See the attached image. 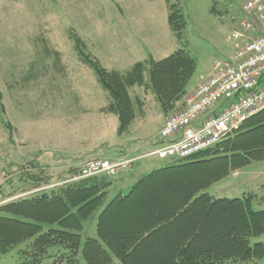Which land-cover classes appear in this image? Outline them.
Returning a JSON list of instances; mask_svg holds the SVG:
<instances>
[{
	"label": "rangeland",
	"instance_id": "374dc122",
	"mask_svg": "<svg viewBox=\"0 0 264 264\" xmlns=\"http://www.w3.org/2000/svg\"><path fill=\"white\" fill-rule=\"evenodd\" d=\"M169 1L184 15L176 49L184 47L196 59V72L169 112L152 89L132 86L136 118L119 134L118 117L103 111L110 101L108 92L80 60L74 36L106 68L127 73L138 55L124 63L121 45L136 42L141 49L150 35H160L167 16L169 21L167 0H0V90L5 106L0 107V207L72 180L83 159L131 160L125 170L111 175L114 181L123 177L129 183L174 162L172 157L147 154L162 144L163 121L185 106L191 91L211 75L214 63L234 56L232 28L240 23L247 0ZM233 16L235 22L230 20ZM150 58L154 57L146 60ZM193 83L197 86L189 89ZM30 161L39 162L50 180H33L29 172L37 169ZM116 190H111V198ZM207 191L215 197L251 195L255 208L264 209V159L233 169ZM93 225L92 220L86 222L84 237L96 235ZM257 242H264V234L252 238ZM21 248L0 256V264H21ZM233 264H264V258Z\"/></svg>",
	"mask_w": 264,
	"mask_h": 264
},
{
	"label": "trees",
	"instance_id": "16d2710c",
	"mask_svg": "<svg viewBox=\"0 0 264 264\" xmlns=\"http://www.w3.org/2000/svg\"><path fill=\"white\" fill-rule=\"evenodd\" d=\"M169 24L180 40L183 13L167 0ZM182 40V39H181ZM80 60L108 92L103 108L118 117V133L136 118L132 86L152 89L165 112L187 92L197 68L184 48L161 60L137 62L123 73L106 68L74 36ZM148 76V77H147ZM0 90V107L5 110ZM139 102V101H138ZM11 128V125H8ZM264 159V110L215 146L156 168L131 189L110 197L114 180L101 174L65 180L50 190L6 202L0 207V256L17 246L21 264H233L264 258V209L252 196L215 197L207 189L230 171ZM35 181L50 180L39 162L30 161ZM94 221L96 235L85 236ZM45 260H50L46 262Z\"/></svg>",
	"mask_w": 264,
	"mask_h": 264
},
{
	"label": "built area",
	"instance_id": "2783aa9c",
	"mask_svg": "<svg viewBox=\"0 0 264 264\" xmlns=\"http://www.w3.org/2000/svg\"><path fill=\"white\" fill-rule=\"evenodd\" d=\"M239 20L232 28L234 56L214 63L211 75L191 91L185 106L166 119L159 132L162 144L147 155L188 158L234 135L264 110V0H247ZM130 162L94 158L72 180L115 175Z\"/></svg>",
	"mask_w": 264,
	"mask_h": 264
},
{
	"label": "crops",
	"instance_id": "0c3cea01",
	"mask_svg": "<svg viewBox=\"0 0 264 264\" xmlns=\"http://www.w3.org/2000/svg\"><path fill=\"white\" fill-rule=\"evenodd\" d=\"M166 19H167V21H166ZM165 21H166L165 24L163 25V27L161 28V31L159 32L160 35L159 34L158 35L157 34L150 35L151 37L153 36L152 39L151 40H147L148 41L147 45H143L142 44L141 45V49H140V46H137L136 42L132 43L131 47L128 44L125 47L123 45H121L122 47L119 50H121V57H123L124 63H125V60L129 61L128 58H131L132 56L136 57V55H138V56H137V58H134L131 61V66H134L139 61H145L149 57V55H152L155 58V60L156 59L157 60H161V59L169 56L173 51L177 50L176 49L177 48V42H176V39H175L176 36L171 30V27H170L169 21H168V16H167V18H165ZM117 63H118V61H117ZM129 65H130V62H129ZM196 86L197 85L193 83L192 85H190L189 89H192V88H194ZM164 123H165V121H163L162 126L164 125ZM157 139H158V136L156 137L155 140L153 139L152 143L156 144L157 143L156 142ZM106 159H109V158H106ZM161 159H163V158H161ZM83 160L84 161L79 163V165L77 164L78 165V169L86 161H88L87 159L86 160L83 159ZM114 162H117V161H114ZM156 168H160V167H156ZM156 168H154V169H156ZM135 170L136 169H134L132 171V173H134ZM130 175H131L130 173L125 174V176H130ZM141 177H139L136 181H133L131 183L126 182L125 179H123V177H121L119 179L120 183H117L119 180H115L114 181L115 183L113 182L112 186L110 187V192H111V190L117 189L116 190V194H118L119 192H122L123 194H125L126 192L124 193V191H127V190L129 191L131 189V187ZM93 226H94L93 230L96 231L95 230L96 229L95 224ZM93 230L91 231V233L93 232Z\"/></svg>",
	"mask_w": 264,
	"mask_h": 264
}]
</instances>
